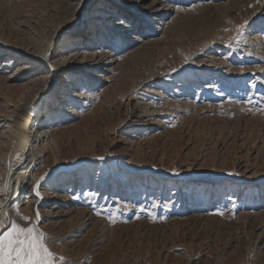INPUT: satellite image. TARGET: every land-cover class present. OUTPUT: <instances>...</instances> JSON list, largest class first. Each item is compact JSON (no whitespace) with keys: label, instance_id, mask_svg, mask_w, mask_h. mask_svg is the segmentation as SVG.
Here are the masks:
<instances>
[{"label":"rangeland","instance_id":"rangeland-1","mask_svg":"<svg viewBox=\"0 0 264 264\" xmlns=\"http://www.w3.org/2000/svg\"><path fill=\"white\" fill-rule=\"evenodd\" d=\"M165 1L174 12L161 25L128 20L146 42L137 48L93 24L95 10L116 8L108 0H0V115L41 95L54 104L66 81L82 94L54 108L63 168L50 183L85 215L47 246L67 264H264V0ZM87 46L118 57L105 80L46 72L52 53ZM109 207L120 209L112 221ZM4 210L0 231L27 226Z\"/></svg>","mask_w":264,"mask_h":264},{"label":"bare ground","instance_id":"bare-ground-1","mask_svg":"<svg viewBox=\"0 0 264 264\" xmlns=\"http://www.w3.org/2000/svg\"><path fill=\"white\" fill-rule=\"evenodd\" d=\"M72 1L76 2L78 5L82 3V0ZM108 1L114 3L116 8L106 9L100 7L98 10H95L93 24L99 29L107 28V31L111 33H115V31L119 30L120 34L123 33L126 37L128 35V38L130 40L132 39L134 46H137V48L143 47L146 42L140 37L136 38V28L131 26V22L129 23L128 20H132L134 16L135 18H145L151 23L157 22L156 24L161 25L160 22L164 21L165 18H169L174 12L172 6L168 5L165 0ZM118 16L121 19L126 18L128 23L121 25L117 20ZM154 29H158V27ZM88 48L87 46L83 51L77 52H69L67 50L64 52L60 51L59 53H52V64L46 72L52 74L53 78L58 81L66 74L72 76L74 74H83L84 71L91 68L95 71L93 78L105 80V77L110 73L118 57L114 58L111 54H98L96 52L89 54L91 51L88 52ZM34 58L35 57H33V59ZM7 64L8 68L3 70V72H5L6 79L11 80L12 77L9 76L11 72V63ZM54 64L58 66L54 67ZM70 75L67 76L70 78ZM65 84L67 86H62L56 92L59 93V96L56 101H54V104L51 102L52 99L50 96L41 95L37 99H33L28 106H23L20 110L11 112L8 110L9 113L0 115V145L5 142V137L14 140V135H16L18 143V146H14L15 148L13 147L14 149L12 151H8L9 156L3 157L1 155L2 153H0V159L3 160L2 163H0V217L4 213L5 207L6 209L15 208L23 217H29L31 224H35V214L39 211L41 220L37 225V229L38 231H43L46 235L53 232L66 235V232L62 233L61 230L56 231V229L62 225L64 226L66 223H71L75 219L83 220L82 218L85 215V211H77V208V210L69 209L76 195L74 196L71 191L61 190L63 187L57 189L50 183L55 172L63 168V165L57 162V154L55 152V150L58 149L59 130L52 121L55 116L53 113L54 108L56 107L57 111L63 113L66 111V108H63L65 105L69 106V104L73 101H77L82 96L80 89H77L75 85L71 84L69 81H66ZM130 100L132 99H129V101ZM136 114L137 113L130 117L134 119V121H130V119L128 121L129 124L141 122L142 116ZM0 148H2V146ZM77 164L78 163L73 164V166ZM70 167H72V165ZM63 172L72 173V171L67 170ZM75 176L77 175H72L71 180L74 181L76 179ZM41 177L45 178L41 180ZM37 183H39V192L42 198H37L35 196L34 188ZM67 217L69 218L66 220ZM44 220L48 221V223H42ZM27 226L31 225L27 224ZM70 233L71 231L69 234ZM79 233L77 235H79ZM71 242L72 240L66 243L70 244Z\"/></svg>","mask_w":264,"mask_h":264},{"label":"snow or ice","instance_id":"snow-or-ice-1","mask_svg":"<svg viewBox=\"0 0 264 264\" xmlns=\"http://www.w3.org/2000/svg\"><path fill=\"white\" fill-rule=\"evenodd\" d=\"M117 20L121 25L128 23L126 18L121 19L119 16ZM247 23V21H244V25H247ZM236 42L238 43L239 41ZM118 47L119 45L113 48V55L119 54L117 51ZM228 47L231 49L232 43H229ZM45 59H47V57ZM247 103H253L251 97L247 99ZM98 159L103 160L104 157L100 156ZM173 171L175 172V169H173ZM44 178L45 177H41V180ZM34 192L37 198H42L39 192V183L35 186ZM83 195L91 198L94 197L96 193H83ZM153 207H159V204H153ZM165 207H167V205H165ZM125 208H127V206H125ZM119 210L120 209L117 208L116 212H113L111 207L106 209L109 213L108 219L112 221ZM141 211H143V209H141ZM102 214V211L96 212L98 216ZM216 214L223 215L224 213L218 212ZM5 218H7V213H5ZM23 220L31 226H22L15 220H11L9 225L3 231H0V264H67L62 255L58 256L47 246L46 234L43 231H38L37 225L41 220L39 211L35 214V224H31V220L27 216L23 217ZM0 226H3L2 221H0Z\"/></svg>","mask_w":264,"mask_h":264}]
</instances>
